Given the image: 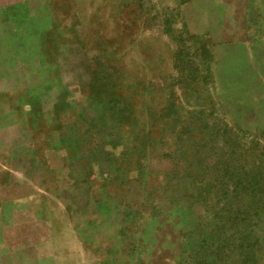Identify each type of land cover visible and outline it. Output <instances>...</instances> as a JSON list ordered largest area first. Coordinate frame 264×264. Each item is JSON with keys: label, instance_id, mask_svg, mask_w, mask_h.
Here are the masks:
<instances>
[{"label": "rangeland", "instance_id": "rangeland-1", "mask_svg": "<svg viewBox=\"0 0 264 264\" xmlns=\"http://www.w3.org/2000/svg\"><path fill=\"white\" fill-rule=\"evenodd\" d=\"M67 87L122 105L103 118L134 160L165 156L93 236L5 231L0 205V264H264V0H0V104L26 119Z\"/></svg>", "mask_w": 264, "mask_h": 264}, {"label": "crops", "instance_id": "crops-1", "mask_svg": "<svg viewBox=\"0 0 264 264\" xmlns=\"http://www.w3.org/2000/svg\"><path fill=\"white\" fill-rule=\"evenodd\" d=\"M59 85L60 79H53L48 92ZM113 100L100 104L87 93L76 95L67 87L66 98L37 104L38 115L28 112L26 119L15 116L13 104H0V115L7 120L0 129L5 231L30 227L36 236L52 237L61 235L54 226L66 221L64 236H93L102 230L94 217L110 212L111 220L122 223L141 197L144 200L143 176L156 172L149 167L150 159H163L165 152H156L147 140L145 158L134 160L136 146L129 134L103 118L105 113L120 114L122 105ZM109 214L101 219L109 220ZM115 226L103 228L100 234L118 235Z\"/></svg>", "mask_w": 264, "mask_h": 264}]
</instances>
